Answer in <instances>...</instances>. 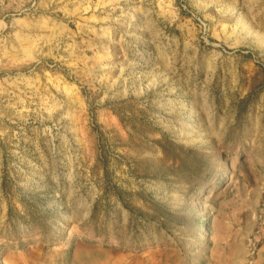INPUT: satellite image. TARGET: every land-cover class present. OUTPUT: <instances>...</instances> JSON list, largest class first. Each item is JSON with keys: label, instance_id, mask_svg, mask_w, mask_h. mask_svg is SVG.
I'll list each match as a JSON object with an SVG mask.
<instances>
[{"label": "rangeland", "instance_id": "obj_1", "mask_svg": "<svg viewBox=\"0 0 264 264\" xmlns=\"http://www.w3.org/2000/svg\"><path fill=\"white\" fill-rule=\"evenodd\" d=\"M263 190L264 0H0V264H227Z\"/></svg>", "mask_w": 264, "mask_h": 264}, {"label": "built area", "instance_id": "obj_2", "mask_svg": "<svg viewBox=\"0 0 264 264\" xmlns=\"http://www.w3.org/2000/svg\"><path fill=\"white\" fill-rule=\"evenodd\" d=\"M264 243V190L256 213V225L247 239V254L244 264H257L258 252Z\"/></svg>", "mask_w": 264, "mask_h": 264}, {"label": "crops", "instance_id": "obj_3", "mask_svg": "<svg viewBox=\"0 0 264 264\" xmlns=\"http://www.w3.org/2000/svg\"><path fill=\"white\" fill-rule=\"evenodd\" d=\"M256 225V222H255ZM255 227V226H254ZM254 229V228H253ZM243 228L241 231L237 232L236 238L233 236V231H230L229 236L232 238V240L239 241L238 245L241 246V252L237 256H234L230 260H228L227 264H244L246 254H247V239L252 233L250 230ZM257 264H264V243L261 245L258 257H257Z\"/></svg>", "mask_w": 264, "mask_h": 264}, {"label": "bare ground", "instance_id": "obj_4", "mask_svg": "<svg viewBox=\"0 0 264 264\" xmlns=\"http://www.w3.org/2000/svg\"><path fill=\"white\" fill-rule=\"evenodd\" d=\"M232 161L233 162H236L237 161V158L236 157H233Z\"/></svg>", "mask_w": 264, "mask_h": 264}]
</instances>
